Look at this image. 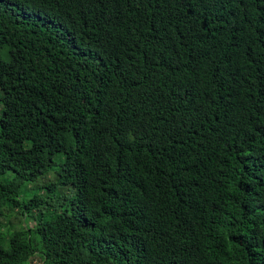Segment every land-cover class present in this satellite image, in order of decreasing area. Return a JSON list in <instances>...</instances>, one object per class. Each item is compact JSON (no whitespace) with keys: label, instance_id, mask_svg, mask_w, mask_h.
<instances>
[{"label":"trees","instance_id":"1","mask_svg":"<svg viewBox=\"0 0 264 264\" xmlns=\"http://www.w3.org/2000/svg\"><path fill=\"white\" fill-rule=\"evenodd\" d=\"M0 107V264H264V0H0Z\"/></svg>","mask_w":264,"mask_h":264},{"label":"rangeland","instance_id":"2","mask_svg":"<svg viewBox=\"0 0 264 264\" xmlns=\"http://www.w3.org/2000/svg\"><path fill=\"white\" fill-rule=\"evenodd\" d=\"M0 115H1V107H0ZM2 181H4V178L2 179ZM1 213L2 216L0 217V234L18 231L23 227V223L21 222L19 217L13 218L11 215L7 214L4 210H1ZM28 226L34 227L35 225L33 222H30Z\"/></svg>","mask_w":264,"mask_h":264}]
</instances>
